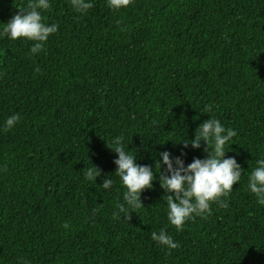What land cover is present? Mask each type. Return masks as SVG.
Masks as SVG:
<instances>
[{
    "label": "trees",
    "instance_id": "16d2710c",
    "mask_svg": "<svg viewBox=\"0 0 264 264\" xmlns=\"http://www.w3.org/2000/svg\"><path fill=\"white\" fill-rule=\"evenodd\" d=\"M92 2L78 13L71 0H51L45 22L59 30L39 54L32 41L0 40V264H264V206L248 189L264 158V0ZM26 4L0 0V23ZM209 108L236 132L226 158L243 172L228 207L213 203L178 232L157 178L143 206L114 217L123 186L107 141L123 136L159 177L161 152L185 166L206 158L204 142L183 140ZM92 165L96 184L84 175ZM161 228L178 248L151 240Z\"/></svg>",
    "mask_w": 264,
    "mask_h": 264
},
{
    "label": "clouds",
    "instance_id": "9594fccd",
    "mask_svg": "<svg viewBox=\"0 0 264 264\" xmlns=\"http://www.w3.org/2000/svg\"><path fill=\"white\" fill-rule=\"evenodd\" d=\"M132 2L133 0H107V6L112 10H120L127 8ZM51 6V0H27L25 7L18 8V13L9 21L0 23V40L7 38L11 41L23 38L33 42L30 48L32 55L41 53L49 37L59 30L58 24L45 22L44 12ZM71 6L76 12L85 13L93 8L94 4L92 0H71ZM210 112L209 108L203 113ZM20 119L19 113L8 116L4 121L3 130H12ZM235 135L236 132L233 129L226 128L219 119L209 114V118L195 129L194 139L183 140L184 147L190 144L194 149H199L201 142H204L206 158H195L185 166L181 156L173 158L169 151L161 152L155 163V170L159 173V177L154 174L151 166L136 162V153H130L129 144L124 143L123 136H116L111 142L107 141V146L117 154L118 158L114 160L117 166L114 174L123 186V199L118 204L117 210L113 212V216L116 217L121 213H128L130 209L135 210L143 206L142 191L152 188L153 181L157 178L166 193L163 200L167 207L168 222L178 232L183 231L187 221L195 217L206 218L211 215L213 203L227 208L228 201L223 198L231 194L234 184H239L243 172L241 165L234 157L226 158L228 151L225 150V145ZM257 165L248 174V189L254 194L256 202L264 206V158L259 159ZM163 166H166L167 174L161 172ZM84 175L87 180L96 184L100 170L92 165ZM113 183L112 178H105L100 188L107 191L111 189ZM62 226L65 229L69 228L67 222ZM151 240L167 249L179 247L166 228L151 232Z\"/></svg>",
    "mask_w": 264,
    "mask_h": 264
}]
</instances>
